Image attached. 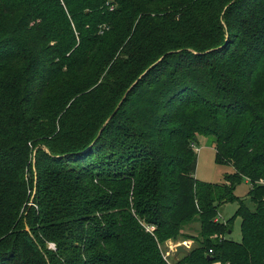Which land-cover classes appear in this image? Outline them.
<instances>
[{"label":"trees","instance_id":"trees-1","mask_svg":"<svg viewBox=\"0 0 264 264\" xmlns=\"http://www.w3.org/2000/svg\"><path fill=\"white\" fill-rule=\"evenodd\" d=\"M199 137L226 184L196 179ZM180 240L174 264H264V0H0V264H169Z\"/></svg>","mask_w":264,"mask_h":264},{"label":"rangeland","instance_id":"rangeland-1","mask_svg":"<svg viewBox=\"0 0 264 264\" xmlns=\"http://www.w3.org/2000/svg\"><path fill=\"white\" fill-rule=\"evenodd\" d=\"M197 150V170L196 179L201 182H206L215 185L226 184V177L235 174V169L232 166L218 165L216 163V142L214 137H199L198 142L195 145ZM252 182L248 179L243 180L235 189V195L243 200L245 204L251 210H255V205L249 198L250 191L252 190ZM239 209V203L225 204L220 208L219 220L222 223L232 221V233L229 234V239L234 242H242V220L240 217H236V212ZM185 233L198 236L200 232V223L194 221L186 226ZM181 245L188 251L194 245L193 241H178V245ZM192 245V246H191ZM50 250L55 251L56 247L54 244L49 245ZM162 252L164 258L169 264H174V256H176V249L168 248V246H162Z\"/></svg>","mask_w":264,"mask_h":264},{"label":"water","instance_id":"water-1","mask_svg":"<svg viewBox=\"0 0 264 264\" xmlns=\"http://www.w3.org/2000/svg\"><path fill=\"white\" fill-rule=\"evenodd\" d=\"M117 110L112 114L111 118L116 114ZM31 206L33 205L32 203L30 204ZM181 254L188 255L189 251L185 249L182 245H179L176 247V256H179ZM208 260L213 261L212 257H208Z\"/></svg>","mask_w":264,"mask_h":264},{"label":"crops","instance_id":"crops-1","mask_svg":"<svg viewBox=\"0 0 264 264\" xmlns=\"http://www.w3.org/2000/svg\"><path fill=\"white\" fill-rule=\"evenodd\" d=\"M179 245H181V243H179ZM178 245V242H174V241H168L167 243H166V246H168V248H174V249H176V247L177 246H179ZM192 246V245H191ZM194 246V245H193ZM192 246V247H193Z\"/></svg>","mask_w":264,"mask_h":264},{"label":"built area","instance_id":"built-area-1","mask_svg":"<svg viewBox=\"0 0 264 264\" xmlns=\"http://www.w3.org/2000/svg\"><path fill=\"white\" fill-rule=\"evenodd\" d=\"M153 230H154V227H148V231H153ZM212 253H213V251L211 250L210 254H212ZM214 264H222V263L217 262V263H214Z\"/></svg>","mask_w":264,"mask_h":264}]
</instances>
